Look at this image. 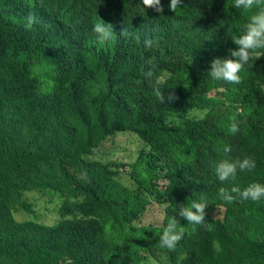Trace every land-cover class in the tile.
<instances>
[{"label":"trees","instance_id":"trees-1","mask_svg":"<svg viewBox=\"0 0 264 264\" xmlns=\"http://www.w3.org/2000/svg\"><path fill=\"white\" fill-rule=\"evenodd\" d=\"M161 3L156 13L142 0H0V264H264V199L218 193L264 184V55L239 84L208 72L250 14L233 0H183L174 13ZM100 18L109 40L92 30ZM156 88L176 99L161 104ZM225 145L256 168L220 182ZM31 192L55 207L52 222L26 203ZM201 198L205 224L177 217L185 236L161 248L167 218Z\"/></svg>","mask_w":264,"mask_h":264},{"label":"clouds","instance_id":"clouds-1","mask_svg":"<svg viewBox=\"0 0 264 264\" xmlns=\"http://www.w3.org/2000/svg\"><path fill=\"white\" fill-rule=\"evenodd\" d=\"M142 4L145 8H151L156 13L164 11L161 0H142ZM182 4L183 0H169L168 7L174 13L178 8H182ZM232 7L241 9L250 15L247 22L243 25L241 34L232 39L237 48L229 50L230 56L227 58H214L210 62V70L208 72L214 80L239 84L241 83L240 73L244 66L253 59L254 55L256 58L264 55V52L259 51L264 50V0H233ZM36 22L35 13H29L26 27L31 28ZM92 30L102 40H109L114 36L113 24L105 22L101 18L97 20ZM143 43L146 48H151L154 45V40L145 36ZM153 61L154 58L149 59L147 63L154 68ZM145 76L151 78L153 71H146ZM154 92L161 104L166 101L171 103L176 99L172 92L165 96L161 88L154 89ZM240 123L235 116L232 117L229 131L233 135L240 131ZM223 152L224 157L215 164V175L220 182L235 181L238 171L251 172L256 168V162L250 156L233 158L230 155L232 148L229 145L224 146ZM218 193L220 199L226 204L243 203L245 201L259 202L264 199V184L252 182L244 188L238 185H233L230 188L221 187ZM207 206L208 204L203 198L200 201L193 200L187 206L181 207L177 216L168 217L160 236L161 248L174 250L185 236L187 228L180 223L177 217H182L187 221L188 225H204ZM205 226L210 227V225Z\"/></svg>","mask_w":264,"mask_h":264},{"label":"rangeland","instance_id":"rangeland-1","mask_svg":"<svg viewBox=\"0 0 264 264\" xmlns=\"http://www.w3.org/2000/svg\"><path fill=\"white\" fill-rule=\"evenodd\" d=\"M123 143V138L122 137H118V139L115 142V146L122 144ZM114 145L109 141L104 145V149H114ZM123 146L125 149H128V147L131 146L130 143L128 142H124ZM26 203L29 204L32 208V211L38 215V218L41 220H44V222H52L55 218L56 215L54 214L55 211H52L51 209H55V207H52V204L49 202H44L43 199L37 195V193L35 192H31L28 193L26 195ZM55 204H58V202L56 201ZM31 213L25 212L20 210L19 212L16 213V218L17 220H22L25 218L30 217ZM219 215H221V213L219 212ZM150 258L153 260V264L159 263L161 261H163V258H155L153 255L149 254ZM145 264H151L150 262H146Z\"/></svg>","mask_w":264,"mask_h":264}]
</instances>
